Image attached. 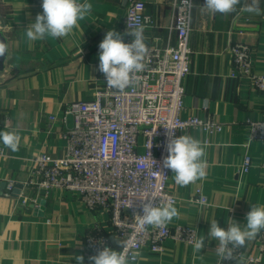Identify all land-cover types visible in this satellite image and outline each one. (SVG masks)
<instances>
[{"label":"crops","instance_id":"0c3cea01","mask_svg":"<svg viewBox=\"0 0 264 264\" xmlns=\"http://www.w3.org/2000/svg\"><path fill=\"white\" fill-rule=\"evenodd\" d=\"M129 1L88 0L91 14L69 35L28 41L25 28L43 14V0H0V31L7 40L0 71V132L19 136L17 152L0 142V264H77L76 255L84 257L83 264H94L84 245L86 235L98 228L113 250L123 245L111 231L109 211L90 210L80 197L63 190L44 193L28 179L36 155L57 158L66 153L63 131L71 117L63 116V108L91 99L99 87V44L110 29L126 37L123 16ZM141 1L152 19L151 27L144 28L145 44L174 46V0ZM192 1V52L181 116H197L223 128L209 133L192 126L179 132L202 142L207 167L203 179L186 187L175 184L171 170L168 185L180 215L168 224L193 226L198 238L205 235V247L194 258L193 246L167 238L160 253L141 249L136 264H214L218 241L207 238L210 221L216 219L227 230L229 219L243 225L252 205H264V140L250 136L251 122L264 121V90L234 74L229 52L235 43L247 44L253 72L264 75V0H258L259 15L245 11L253 0H241L228 14L208 13L205 0ZM246 156L251 166L244 170ZM9 180L14 186L6 192ZM199 191L206 202L195 200ZM256 237L241 248L259 258L249 264H264Z\"/></svg>","mask_w":264,"mask_h":264},{"label":"built area","instance_id":"2783aa9c","mask_svg":"<svg viewBox=\"0 0 264 264\" xmlns=\"http://www.w3.org/2000/svg\"><path fill=\"white\" fill-rule=\"evenodd\" d=\"M172 8L171 25L176 32V44L146 45L144 69L133 74V83L122 92L110 88L100 72V85L91 99L69 102L63 108V116L71 117V124L63 131L66 153L57 158L36 155L28 179V183L44 193L63 190L80 197L90 210L109 211L111 231L123 241V250L128 251L147 249L160 253L167 238L193 246L198 238L193 226L182 223L167 224L164 228L141 226L135 215H142L141 200L149 196H154L156 206L177 202L168 185L171 169L163 166L169 135L178 137L181 130L192 126L209 133L223 128L211 120L181 116L183 79L190 71L192 52L193 1L174 0ZM123 25L125 32L140 25L151 27L152 19L146 14L143 1H129ZM132 39L126 35L123 42L131 43ZM229 52L234 74L249 78L264 90V75L253 72L251 48L245 43H235ZM250 136L264 140V121L251 122ZM250 166V158L246 156L243 169ZM13 186L14 182L9 180L6 192ZM195 200L206 202L200 191ZM130 201L132 207H129ZM25 202L23 199L22 203ZM102 231L98 228L86 235L84 250L88 258L104 247L112 249L106 232ZM256 243L257 250L264 253V230L256 237ZM258 260L256 255L240 247L233 250L232 260L221 262L218 257L214 264H249Z\"/></svg>","mask_w":264,"mask_h":264},{"label":"clouds","instance_id":"9594fccd","mask_svg":"<svg viewBox=\"0 0 264 264\" xmlns=\"http://www.w3.org/2000/svg\"><path fill=\"white\" fill-rule=\"evenodd\" d=\"M240 2L241 0H205L203 10L211 14H228L235 11ZM92 8L93 5L88 0H84L83 3L79 0H43V14H37L35 22L25 28V37L28 41L65 37L79 27V22L91 14ZM245 11L259 15L261 10L258 0H253V4L247 6ZM147 20L148 18L145 17V23ZM143 33L144 25L127 31L125 34L133 39L131 43H125L120 33L110 29L99 44L98 67L99 71L105 75L106 83L110 88L122 92L133 83V74L144 69L143 59L147 53V46ZM6 52V43L0 42V57H4ZM0 142L12 152L19 150V136L15 132H0ZM167 152L163 166L173 171L176 185L186 187L205 177L206 151L199 139L190 134L179 137H174V134L169 135ZM152 198L154 196L141 200L142 215H135L139 217L141 226L164 228L173 218L179 217L180 213L173 204L156 206ZM129 207H132V201L129 202ZM227 222L229 226L225 230L218 225L216 219L211 220L207 234L209 241H218L216 254L221 262L232 260L234 249L243 247L246 241L254 239L261 230H264V205H252L246 215V223L243 225L232 219ZM205 239V235H202L194 241V258L205 247ZM119 245L120 251L104 247L89 259L94 261V264H136L141 258V251L123 250L124 246ZM74 259L77 264H83V256L76 255Z\"/></svg>","mask_w":264,"mask_h":264},{"label":"water","instance_id":"95a60500","mask_svg":"<svg viewBox=\"0 0 264 264\" xmlns=\"http://www.w3.org/2000/svg\"><path fill=\"white\" fill-rule=\"evenodd\" d=\"M0 42H4L7 45L6 37L3 35V33L1 31H0ZM6 54H7V52H6ZM6 54L4 57H0V71H2L4 68V61L6 58Z\"/></svg>","mask_w":264,"mask_h":264}]
</instances>
